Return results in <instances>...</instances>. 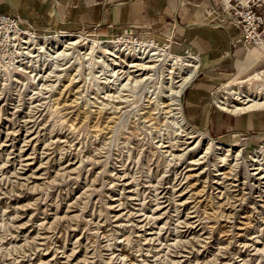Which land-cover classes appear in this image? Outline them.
<instances>
[{"label":"rangeland","instance_id":"rangeland-1","mask_svg":"<svg viewBox=\"0 0 264 264\" xmlns=\"http://www.w3.org/2000/svg\"><path fill=\"white\" fill-rule=\"evenodd\" d=\"M160 2L158 29L106 32L0 0V264H264V110L219 108L264 88V59L235 67L264 54V0ZM145 45L164 56L129 68Z\"/></svg>","mask_w":264,"mask_h":264},{"label":"crops","instance_id":"crops-1","mask_svg":"<svg viewBox=\"0 0 264 264\" xmlns=\"http://www.w3.org/2000/svg\"><path fill=\"white\" fill-rule=\"evenodd\" d=\"M54 3L68 10L70 9V13L79 23L99 26L101 31L106 32H113L125 25H134L141 22L158 29L162 21L159 23L155 20H163L160 12L164 13L167 10V7H162L163 3L160 0L155 2L154 0H54ZM195 35V33L192 34L193 38L190 40L193 48L198 47ZM208 40L209 49L217 51L218 45L216 42L212 38H208ZM263 59L264 54L257 56L255 61L248 55L246 59L245 57L241 60L240 58L235 59V67L241 73L258 65Z\"/></svg>","mask_w":264,"mask_h":264},{"label":"bare ground","instance_id":"bare-ground-1","mask_svg":"<svg viewBox=\"0 0 264 264\" xmlns=\"http://www.w3.org/2000/svg\"><path fill=\"white\" fill-rule=\"evenodd\" d=\"M23 43L25 44L27 42H23ZM78 43H79L78 41L77 42L76 41L64 42V44L66 45L65 46L66 49L67 48L70 49V48L76 46ZM258 44H260V43H258ZM144 47H146V48H144ZM144 47L143 48L140 47V50L143 49L141 54H140L142 56H140L139 58L137 57L138 60L143 61L142 64H139V65L133 64V65H130L129 68L131 67V68L135 69L136 71H141V72L148 71V70L152 69V67L154 66V65H152L153 62H155V61L157 62L158 61L157 59L159 57L164 56V55H162L163 53L160 56V54L157 53V51L155 52L154 49H150V48L148 49L147 45H145ZM147 49H148V52L146 53V56L144 57V54H145L144 52ZM107 51L108 50H104V53L107 55H112L110 52H107ZM161 52H164V51H161ZM250 57H251V59L254 60V58H256L257 56L254 52H252ZM190 60H194V58H191ZM160 61H161V59H160ZM184 62H186V64L181 65L179 67V69H177L179 71L178 74H180V75L178 77H175L174 79L178 78V80L174 81V79H172V82H173L172 84L176 90V93H174V98H176V99L178 98V100H176L178 102L176 104H174L173 106H176V108H174V109H177L178 111H180V109H181L180 108V106H181L180 101H181V96L184 93V90L192 83V81L197 76V73L199 71L198 64L193 65V64H190L191 62L189 63V61L188 62L184 61ZM146 64H151V66L146 65ZM171 73L174 75V72H171ZM234 102H237L238 105L231 104L230 102H228V103L219 102V108L221 110L228 112V113H231V114H245V113L251 114V113H254L256 111H262V110H264V88L257 89L256 92H253V94H249V95L247 94V96H238L237 98H234ZM190 138H194V137H190ZM255 170H257V169H255Z\"/></svg>","mask_w":264,"mask_h":264},{"label":"built area","instance_id":"built-area-1","mask_svg":"<svg viewBox=\"0 0 264 264\" xmlns=\"http://www.w3.org/2000/svg\"><path fill=\"white\" fill-rule=\"evenodd\" d=\"M8 20V16L0 15V21H6Z\"/></svg>","mask_w":264,"mask_h":264}]
</instances>
